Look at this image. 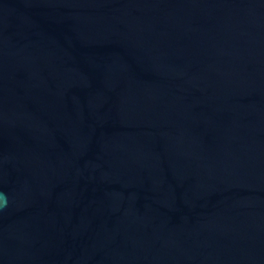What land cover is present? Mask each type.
Returning a JSON list of instances; mask_svg holds the SVG:
<instances>
[{
	"label": "water",
	"instance_id": "obj_1",
	"mask_svg": "<svg viewBox=\"0 0 264 264\" xmlns=\"http://www.w3.org/2000/svg\"><path fill=\"white\" fill-rule=\"evenodd\" d=\"M0 264H264V0H0Z\"/></svg>",
	"mask_w": 264,
	"mask_h": 264
},
{
	"label": "clouds",
	"instance_id": "obj_2",
	"mask_svg": "<svg viewBox=\"0 0 264 264\" xmlns=\"http://www.w3.org/2000/svg\"><path fill=\"white\" fill-rule=\"evenodd\" d=\"M2 195H5V197H6L7 194H2Z\"/></svg>",
	"mask_w": 264,
	"mask_h": 264
}]
</instances>
